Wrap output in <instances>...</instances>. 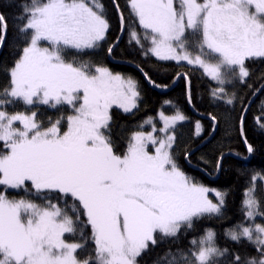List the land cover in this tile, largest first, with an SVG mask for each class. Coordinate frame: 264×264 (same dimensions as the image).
<instances>
[{
	"label": "snow or ice",
	"instance_id": "obj_1",
	"mask_svg": "<svg viewBox=\"0 0 264 264\" xmlns=\"http://www.w3.org/2000/svg\"><path fill=\"white\" fill-rule=\"evenodd\" d=\"M129 7L143 30V41L150 45L144 54L199 66L217 82V99L227 97L225 85L232 78L246 83V60L264 58V0H129ZM116 9L119 12L118 4ZM23 13L20 30L30 39L9 70V87L0 105H68L73 114L67 116V130L62 132L63 117L45 128L34 110L30 115L0 110V141L7 149L0 154V185L19 189L30 182L37 192L62 194L65 206L51 201L39 206L0 194V264H138L137 258L158 238L175 237L182 226H192L194 217L219 214L223 194L192 182L178 167L172 155L174 135L157 138L137 131L123 155L114 152L106 134L109 110L113 105L125 112L136 108L137 82L106 67L64 57L68 50L93 49L105 39L109 23L103 5L98 0H31ZM120 23L123 31L122 13ZM5 28L0 14V31ZM130 36L145 47L141 34L133 30ZM193 44L195 54L190 50ZM226 103L232 104L233 98ZM161 119L160 131L167 133L185 117L161 113ZM16 122L22 127H14ZM149 144L154 152H149ZM257 178L252 177L244 194L249 220L264 215L255 197ZM259 179L264 181V176ZM209 191L215 192L218 203L208 198ZM88 226L94 256L79 260L76 253L83 244L67 243L63 237ZM228 235L237 243H254L260 254L258 260L247 261L237 255L235 264H264V226L238 225ZM214 239L215 233L208 231L191 253L193 260L165 257L167 264H216L214 258L223 252Z\"/></svg>",
	"mask_w": 264,
	"mask_h": 264
},
{
	"label": "trees",
	"instance_id": "obj_2",
	"mask_svg": "<svg viewBox=\"0 0 264 264\" xmlns=\"http://www.w3.org/2000/svg\"><path fill=\"white\" fill-rule=\"evenodd\" d=\"M98 2L103 5V15L109 23L105 39L83 55L76 54L75 58L85 60L93 67L102 64L112 72L133 78L140 92L137 107L132 112L127 114L114 108L110 111L106 134L111 139L114 152L118 155L126 152L132 134L140 129L145 119L155 116L162 109L169 113L177 112L185 119L174 126L173 159L194 183L216 188L224 194L223 206L217 216L199 217L192 221L191 227L182 226L175 237L158 238L155 245L150 243L148 249L137 258L138 264H167L165 257L171 259L175 256L179 260L182 255L193 260L191 253L196 250L193 242L208 229L215 233L216 247L223 252L219 260L215 259L217 264H235L234 257L237 255L244 261L253 257L258 260L260 254L254 243L247 240L237 243L230 239L228 233L237 229L238 225L249 226L254 222L246 217L243 203L244 194L252 186L254 175L258 177L255 197L260 205L259 212L264 213V181L259 179L264 176V127L260 126L264 123V58L246 60V68L250 73L246 83L240 84L233 78L231 83L225 85L227 97L217 99L213 96V90L218 85L200 69L192 65L160 61L150 53L147 56L144 54L149 44L143 41V30L131 13L129 0ZM26 4L30 6L31 0H0V14L5 17L6 24V28L0 31L3 36V42L0 43V100L5 99L3 92L9 87L10 80L6 74L30 39L28 34L20 30L25 22L21 16L24 15ZM120 13L124 16L123 31ZM133 30L141 34L144 48L131 40L130 33ZM120 36V42L115 45ZM113 46L109 55L108 49ZM191 49L196 52L194 44ZM145 72L154 83L148 82ZM228 97L233 98L232 104L226 103ZM21 105L15 101L1 107L13 114L22 112L24 107ZM60 111L58 109L56 115ZM249 145L253 148L251 153L248 152ZM6 151L0 141V154ZM0 194L9 200H25L39 206H46L49 201L61 208L65 206L62 194L48 190L37 192L27 182L17 190L0 185ZM156 235L159 237V234ZM64 239L67 243L83 244L76 253L79 260L94 256L90 226L76 234L66 233Z\"/></svg>",
	"mask_w": 264,
	"mask_h": 264
},
{
	"label": "rangeland",
	"instance_id": "obj_3",
	"mask_svg": "<svg viewBox=\"0 0 264 264\" xmlns=\"http://www.w3.org/2000/svg\"><path fill=\"white\" fill-rule=\"evenodd\" d=\"M138 24V23H137ZM103 41V40H102ZM102 41H99L98 42V45L102 42ZM118 41V40H117ZM149 44V43H148ZM42 46H47V43L46 42H42ZM150 45H148V47H149ZM24 49V48H23ZM22 49V50H23ZM88 50H91V49H87V50H84V51H82V52H77V51H75V50H68V51H66L65 53H64V57H65V59L66 60H68V61H71V62H74V63H76V64H81V63H86L87 64V62L85 61V60H83V61H80L79 59H76L75 57H76V54H80L81 53V55H83L84 53H86V52H88ZM192 52H193V54H195V52L192 50V49H190ZM23 52V51H22ZM22 55V54H21ZM20 58V57H19ZM156 58V57H155ZM251 60V59H250ZM161 61V60H160ZM172 62H176V61H172ZM177 63V62H176ZM180 63H182V64H187V65H190V64H188L186 61H181ZM102 64H100V66H101ZM89 66H91L90 64H89ZM98 66V65H97ZM192 66H194V67H196V68H198V69H200L201 71H202V73H204L203 72V69H201V68H199V66H196V65H192ZM93 67V66H92ZM102 67H104V65H102ZM94 68V67H93ZM107 68V67H106ZM110 70V69H109ZM111 71V70H110ZM112 72V71H111ZM8 74H6V75H8V79L10 80V76H9V71L7 72ZM113 74H120V73H115V72H112ZM122 77H124V78H129L128 76H126L125 77V75H122V74H120ZM206 75V74H205ZM207 76V75H206ZM208 77V76H207ZM131 78V77H130ZM210 80H212L210 77H208ZM133 79V78H132ZM233 79V78H232ZM234 80V79H233ZM213 81V80H212ZM213 83H216L217 84V82L216 81H213ZM20 103H22V102H20ZM22 107H24V108H22V112H24L25 114H31V111H36L37 112V117H36V119L38 120V122L41 124V126L42 127H48V126H50V123L51 122H55L57 119H61L62 117H63V119H61V131L63 132V131H66L67 130V120H66V118H67V116L68 115H71V114H73V112H72V109H71V107L70 106H68V105H63V106H57L56 108H52V107H49V106H47V105H36V106H33V107H31V108H29V106H25L23 103H22V105H21ZM118 109L119 111H122V112H124V113H130V112H125L122 108H119V107H117L116 105H113L111 108H110V110H109V115H110V111L112 110V109ZM58 109H61V111H60V113L58 114V115H56V112L58 111ZM135 109V108H134ZM133 109V110H134ZM0 110H3L2 109V107H1V105H0ZM132 110V111H133ZM3 111H5V110H3ZM131 111V112H132ZM8 112V111H7ZM9 113V112H8ZM161 113H163L165 116H168V117H172V116H174V115H176L177 114V112H168V110H164V109H162V110H160L155 116H152V117H149V118H147V119H145L142 123H141V127H139L140 129L139 130H137V131H142V132H144V133H152L154 136H156L157 138H165L166 137V135H174L175 136V133H174V129H175V127H170L169 129H168V132L167 133H165V132H162V131H160V129L161 128H163L164 127V121L161 119ZM9 114H12V113H9ZM14 114V113H13ZM181 123V121H178L174 126H176L178 123ZM14 127H22L20 124H19V122H16L15 124H14ZM155 128V131H153V129ZM136 131V132H137ZM148 150H149V152L151 153V152H154V147L151 145V144H149L148 145ZM193 182V181H192ZM27 183H30V182H27ZM6 187V186H5ZM206 187V186H205ZM7 189H12V188H8V187H6ZM208 188V187H207ZM209 189H214V188H209ZM12 190H15V189H12ZM17 190V189H16ZM214 190H216V191H218V192H220V193H222L223 194V192H221V191H219V190H217L216 188L214 189ZM223 197H224V194H223ZM208 198L210 199V200H212V202L213 203H218V199H217V197H216V195H215V192H213V191H209V193H208ZM224 199V198H223ZM58 206V205H57ZM206 215H208V214H204V215H202V216H206ZM212 215H216L217 216V214H212ZM202 216H200V217H202ZM199 217H194L193 218V220H196V219H198ZM254 220V222L252 223V224H250L249 226H253V225H255V224H260V225H262V226H264V217H262V215H257V216H255V218L253 219ZM209 231H211V230H209ZM207 232L208 231H206V233L200 238V239H198L196 242V244H195V248L197 249V246H198V243H199V241L201 240V239H203L205 236H206V234H207ZM64 238V237H63ZM214 244H215V239H214ZM215 247H216V244H215ZM196 251V250H195ZM219 258H221V256H216L214 259H218L219 260ZM216 264H217V262H216Z\"/></svg>",
	"mask_w": 264,
	"mask_h": 264
},
{
	"label": "water",
	"instance_id": "obj_4",
	"mask_svg": "<svg viewBox=\"0 0 264 264\" xmlns=\"http://www.w3.org/2000/svg\"><path fill=\"white\" fill-rule=\"evenodd\" d=\"M120 40H121V36L119 37V39H118V41L115 43V45L118 44V43L120 42ZM113 48H114V46L111 47V49H113ZM109 55H110V52H109ZM109 58H110V57H109ZM110 59H111V58H110ZM248 108H249V106L247 107V109H248ZM247 109H246V110H247Z\"/></svg>",
	"mask_w": 264,
	"mask_h": 264
},
{
	"label": "bare ground",
	"instance_id": "obj_5",
	"mask_svg": "<svg viewBox=\"0 0 264 264\" xmlns=\"http://www.w3.org/2000/svg\"><path fill=\"white\" fill-rule=\"evenodd\" d=\"M98 66H100V65H98ZM102 66V65H101ZM212 136V135H211ZM211 138V137H210ZM209 230H211V229H208L207 231H209ZM212 232H213V230H211ZM214 233V232H213Z\"/></svg>",
	"mask_w": 264,
	"mask_h": 264
}]
</instances>
